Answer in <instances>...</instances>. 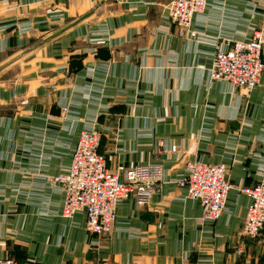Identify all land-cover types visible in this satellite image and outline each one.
<instances>
[{
  "label": "crops",
  "instance_id": "crops-1",
  "mask_svg": "<svg viewBox=\"0 0 264 264\" xmlns=\"http://www.w3.org/2000/svg\"><path fill=\"white\" fill-rule=\"evenodd\" d=\"M172 0H0V258L20 264H264V234L243 235L264 176V70L247 92L209 79L214 54L264 20V0H206L195 38L180 37ZM264 61V53H263ZM119 171L158 163L147 205L118 203L110 231L62 215L50 177L71 162L80 129ZM175 147V150H172ZM224 163L225 211L175 180L187 161Z\"/></svg>",
  "mask_w": 264,
  "mask_h": 264
},
{
  "label": "built area",
  "instance_id": "built-area-1",
  "mask_svg": "<svg viewBox=\"0 0 264 264\" xmlns=\"http://www.w3.org/2000/svg\"><path fill=\"white\" fill-rule=\"evenodd\" d=\"M206 3V0L170 1L168 16L175 24L178 36L196 37L197 32L191 26L193 17L203 12ZM263 53L264 20L246 38L233 40L227 47L216 50L209 79L250 92L258 85L264 70ZM100 142L99 129H80L70 164L50 177V182L63 192L62 215L70 217L76 212H84L85 229L97 236L112 228L118 203L133 197L137 205H147L157 184L164 179V171L158 163L120 167L124 173L121 179L119 171L107 167L106 157L99 151ZM175 182L185 189L187 198L199 202L203 221H215L225 211L232 185L224 163L187 161ZM238 190L249 198L242 224L243 235L254 238L264 234V176L254 185L241 186ZM0 264L20 263L12 256H4L0 258Z\"/></svg>",
  "mask_w": 264,
  "mask_h": 264
}]
</instances>
